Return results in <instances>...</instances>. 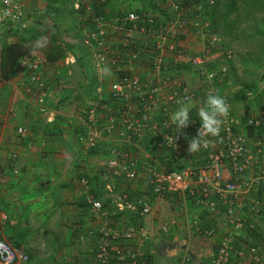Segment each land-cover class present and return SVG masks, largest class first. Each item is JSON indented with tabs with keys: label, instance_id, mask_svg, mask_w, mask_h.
Here are the masks:
<instances>
[{
	"label": "built area",
	"instance_id": "built-area-1",
	"mask_svg": "<svg viewBox=\"0 0 264 264\" xmlns=\"http://www.w3.org/2000/svg\"><path fill=\"white\" fill-rule=\"evenodd\" d=\"M28 2L1 0V21L9 23L13 31L27 27ZM92 3L75 0L74 8H86L75 21L89 50L96 92L99 101L109 98L124 105L121 114L113 116L121 123L114 133L122 144L108 149L107 169L117 178L144 180L152 196L190 195L203 210L222 211L229 231L211 248L209 264H230L234 256L249 264H262L263 254L252 242L258 226L254 215L263 211L264 115H244L229 98L235 55L223 46L212 24L216 0H125L122 7L127 10L123 12L94 11L89 6ZM64 61L68 73L73 74L76 54L68 52ZM45 62L40 55L26 56L20 68L27 79L26 89L36 92L39 113L47 122H54L58 112L47 101L50 86L42 74ZM209 93L224 97L230 113L219 135L207 137L210 145L191 155L187 152L189 141L197 136L201 124L198 108ZM189 98V126L176 131L170 116ZM132 111L134 118H130ZM87 120L86 145L96 147L102 131L95 107L89 110ZM109 129L115 130V124ZM17 131L27 136L26 127L19 126ZM17 157L14 153L13 158ZM177 165L179 169L171 168ZM107 187L113 188L112 184ZM92 206L99 210L103 204L94 200ZM117 207L141 215L153 212L146 195L132 200L121 194ZM193 226L196 234L205 238L215 233L214 226L201 225L197 218ZM241 233H246L245 237ZM146 237L144 229L133 222L123 231L105 227L99 235L97 258L101 264H148L116 241ZM29 259L28 253L0 237V264Z\"/></svg>",
	"mask_w": 264,
	"mask_h": 264
},
{
	"label": "crops",
	"instance_id": "crops-1",
	"mask_svg": "<svg viewBox=\"0 0 264 264\" xmlns=\"http://www.w3.org/2000/svg\"><path fill=\"white\" fill-rule=\"evenodd\" d=\"M1 9L0 0L1 43L18 42L19 35L1 21ZM46 9L47 0H29L28 26L40 24ZM61 31L63 39L76 41L75 32L66 34L63 27ZM32 55L44 57L39 50ZM91 65L85 68L74 63L73 74H69L64 58L44 63L42 74L50 86L47 101L58 112L54 122H47L39 113L36 92L26 89L24 74L0 77V237L30 256L28 261L14 264H101L97 252L102 229L123 231L135 216L130 218L131 210L117 207L125 188L118 189L120 178L107 169L108 149L122 144L114 133L121 123L113 116H119L124 105L109 98L99 101ZM92 107L97 110L102 135L98 145L90 148L85 130ZM134 114L132 111L130 118ZM111 123L115 124L113 131ZM19 126L26 127V137L18 133ZM174 197L168 200L150 194L153 212L138 217L136 224L147 237L117 239V243L148 264H209L211 248L229 231L225 214L209 213L192 198ZM260 197L263 211L254 215L258 226L252 245L264 258V194ZM94 200H100L103 207L95 209ZM196 218L214 226V235L196 234ZM230 264L249 263L234 256Z\"/></svg>",
	"mask_w": 264,
	"mask_h": 264
},
{
	"label": "trees",
	"instance_id": "trees-1",
	"mask_svg": "<svg viewBox=\"0 0 264 264\" xmlns=\"http://www.w3.org/2000/svg\"><path fill=\"white\" fill-rule=\"evenodd\" d=\"M92 1V5L90 4L89 6L94 11H104L109 6L112 7L111 10L116 12L127 10L120 6V3L122 2L123 4L124 0ZM74 2L75 0H47L46 13L43 15L44 19L40 24L27 26L15 31H13L14 28L12 26H9V30L17 33L20 40L7 44H2L0 41V73L3 78L8 79L15 74L23 72L20 68V63L26 56H32V51H34L33 44L40 37H47L49 41L45 49L39 50L44 53L47 62H56L65 58L68 52H73L77 55V62L81 66L88 68L91 65L89 50L83 44L81 30L78 28L80 25L73 24L70 26L75 32L73 38L76 41H67L61 37L63 20L68 16L76 18L77 15L86 12L85 6L78 10L75 9ZM117 7L119 8L117 9ZM211 20L215 30L222 39V44L226 43L227 39H234L239 44L243 43L242 41L248 44V49H245L246 44H240L242 51L239 57L244 65L243 75H249L251 79L245 77L240 79L237 74L238 69L235 60L231 63L230 77L237 86L239 85V88L232 93L230 98L232 104H240L245 109L244 115L252 113L264 115V74L261 78L254 77L255 69L264 65V0H216V5L211 12ZM228 45L231 46L230 44ZM166 161L170 162L171 159L168 158ZM171 168L179 169V166H171ZM119 178L118 189L125 188L120 192V195L127 194L132 200L144 195L147 198L150 197V194L152 195L147 188L143 190L144 180H129L126 177ZM164 198L173 200L175 197L167 194ZM191 198L189 195L188 199ZM133 216L134 218H132ZM141 216L143 217L139 213L132 212L130 218H132L133 223L138 224L137 218ZM200 224L207 226L203 220L200 221Z\"/></svg>",
	"mask_w": 264,
	"mask_h": 264
},
{
	"label": "clouds",
	"instance_id": "clouds-1",
	"mask_svg": "<svg viewBox=\"0 0 264 264\" xmlns=\"http://www.w3.org/2000/svg\"><path fill=\"white\" fill-rule=\"evenodd\" d=\"M5 3H10V0H5ZM124 3L125 0L123 4L122 2L120 3V6L122 7ZM48 43L49 41L47 37H40L34 42L33 49H45L48 46ZM211 78L212 77L210 76L209 79ZM229 98H231L230 95ZM191 107L192 105L189 98V100L181 101L180 107L171 114V124L175 126L176 131H181L182 129L189 126ZM230 107L231 106L224 97L211 93L207 95L204 103L198 108V116L201 124L198 129L197 136L189 141V146L187 148V152L189 154L194 155L200 150L201 147H208L210 145V141L207 139V137H215L219 135L222 124L229 116Z\"/></svg>",
	"mask_w": 264,
	"mask_h": 264
},
{
	"label": "rangeland",
	"instance_id": "rangeland-1",
	"mask_svg": "<svg viewBox=\"0 0 264 264\" xmlns=\"http://www.w3.org/2000/svg\"><path fill=\"white\" fill-rule=\"evenodd\" d=\"M119 7H117V9H118ZM70 17V16H69ZM67 18V20H65V22H63L62 24H63V28H64V32L66 33V34H69V33H71L73 30L71 29V25H73V24H75L76 25V22H75V17L73 16V17H70V18ZM238 40V39H237ZM243 43H240V44H242V45H244V44H246V47H245V49H248V44L246 43V42H244V41H242ZM224 44V46L225 47H227V48H230L231 47V49L234 51V55H235V64H236V66H237V74H238V76H239V78L240 79H242L243 77H245V78H247V79H251V76H249V75H243V69H244V65H243V63L241 62V60H240V57H239V54L241 53V49H242V47H241V45L237 42V41H235L234 39H230V40H228L227 39V41H226V43H223ZM228 44H230L231 46H229ZM244 52V51H243ZM251 70V69H250ZM252 71V70H251ZM264 74V65L262 66V67H260V68H257V69H255V78H261V76ZM234 83V82H233ZM94 86H95V88H96V84L94 83ZM239 86V85H238ZM235 83L233 84V86L232 87H230L229 89V95H230V97H231V95H232V93L235 91V90H237L239 87H238ZM236 110H238L239 112H243L244 113V108L240 105V104H238L237 103V105H236ZM165 207V206H164Z\"/></svg>",
	"mask_w": 264,
	"mask_h": 264
}]
</instances>
